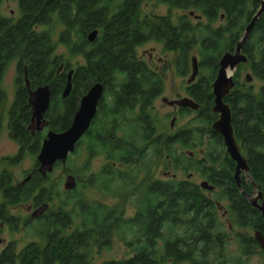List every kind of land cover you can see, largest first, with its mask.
Listing matches in <instances>:
<instances>
[{
    "label": "trees",
    "instance_id": "16d2710c",
    "mask_svg": "<svg viewBox=\"0 0 264 264\" xmlns=\"http://www.w3.org/2000/svg\"><path fill=\"white\" fill-rule=\"evenodd\" d=\"M144 1L150 0H19V19L0 16V135L5 120L9 139L19 146L15 156L0 159V222L5 220L7 207L28 200L36 207H47L35 219L43 243H29L18 252L14 244H8L0 252V264H248L253 255L264 260V249L246 232H258L264 238V216L237 188L235 164L226 155L221 136L211 128L217 120L212 113L211 86L219 61L224 54L234 53L261 0H160L169 9L188 11L205 20L195 25L187 20L188 15L176 21L169 15L144 19ZM57 27L62 31L54 40ZM92 31L97 36L89 43L87 35ZM150 41L176 54L174 70L180 77L191 72V59L197 60L198 76L186 88L187 96L199 106L194 126L171 135L157 134L150 112L163 93V78L135 55L139 46ZM58 44L83 60L72 73V89L64 99L61 94L71 68L67 64L56 75ZM241 53L252 75L264 83V14ZM11 62L16 63V92L4 116L1 109L6 95L1 82ZM24 78L32 90L49 86L45 118L48 129L56 133L69 128L80 99L92 85L103 87L96 116L64 167L75 179L72 190L54 195L44 186L51 173L41 177L37 163L26 183H13L7 168L18 166L27 155L37 156L44 139L43 134L31 136L27 130L30 108ZM235 87L223 103L230 109L233 136L249 169L241 174V188L249 196L261 193L264 199V86L257 95ZM201 137L213 145L200 159L176 151L177 147L192 149ZM81 147L86 159L75 172L70 158ZM96 156H103L108 164L88 174L90 160ZM161 160L167 173L152 178V168ZM58 166L59 162L54 168ZM170 167L187 174L185 179L168 175ZM190 172L198 173L213 190L191 182ZM91 192L116 197L120 203L93 202L88 199ZM123 202L131 203V217L125 216ZM222 202L230 225L240 230L233 236L234 255H227L232 230L219 219ZM8 222L14 229L12 219ZM114 238L123 243L125 256L101 259ZM93 248L99 260H92Z\"/></svg>",
    "mask_w": 264,
    "mask_h": 264
},
{
    "label": "rangeland",
    "instance_id": "374dc122",
    "mask_svg": "<svg viewBox=\"0 0 264 264\" xmlns=\"http://www.w3.org/2000/svg\"><path fill=\"white\" fill-rule=\"evenodd\" d=\"M0 9L2 14L6 17H14L17 18L19 16L18 5L16 0H1ZM12 13V14H11ZM141 15L142 18H147L148 20H153L156 16H167L169 15L173 21H176L179 17L183 15H188L187 20L191 23V25H195L198 22L204 23L205 20L203 18L198 17V15L189 14L187 11L177 10V9H169L167 6L162 4L160 0H150L144 1L141 4ZM218 23L216 24V26ZM44 30L43 28H37V31L40 32ZM62 31V27H57L55 29V37L54 40L57 39V34ZM54 55L59 58L57 62L58 66L64 65L71 69H75L77 65L83 64V60L80 57H72L70 55L69 49L62 44H58L56 46V50ZM135 55L137 59L144 61L151 70H155L159 72L163 78L164 88L163 93L153 102L151 108V117L154 118L156 123V131L157 134L161 135H171L177 132L179 129L184 127H193V121L196 118L195 111H192L188 108L187 112H181L178 107H171L163 101L166 99L167 101H175L183 98H187L186 88L187 81L191 75V72L186 77H180L176 74L174 70V60L176 58V54L172 52H167L164 50L163 45L159 42L150 41L144 43L139 46L135 50ZM235 73V75H234ZM233 73V80L235 84H237V88L240 89L243 93H251L252 95H257L260 89L264 86V83L260 80L256 79L250 70V67L245 64L238 68L237 72ZM246 76H250V81L246 82ZM16 78V63L11 62L4 73L1 82V88L5 92L6 101L2 105L1 112L5 116V113L10 108L14 100V83ZM236 89V87H235ZM189 98V97H188ZM172 122V127L170 126ZM194 147L192 149L186 148L182 149L177 147L176 151L178 153H183L184 155L190 154L194 159L198 160L204 155L206 150L210 148L212 141H210L207 137L198 138L194 143ZM18 145L9 139L7 130H6V121L3 122V129L0 135V159L5 157H12L17 153ZM86 159L85 153L82 151V147L79 152L76 153L75 156L70 158V168L77 172L82 166V163ZM35 159L30 155L24 157L21 160L20 164L16 167L7 168L15 182L22 181L24 175L32 171L34 167ZM108 164L105 161L103 156H96L90 160L89 172L88 174H96L104 165ZM65 167V166H64ZM62 167V165L54 168L51 172L49 180L45 187H49L53 194L60 193L64 191L63 185L65 182V177L67 173ZM121 170L126 171V168L123 167ZM164 173H167V170H164L163 160L159 161L154 171L152 168L151 177L160 179L163 177ZM175 174L179 179H185L187 174H183L182 171H175L170 167L168 170V175ZM189 180L196 185H200L204 181L202 177L198 173L190 172ZM244 176V175H242ZM241 176V177H242ZM215 189L214 191H216ZM256 193L254 192L252 197H256ZM88 199L93 202H101L107 205L112 206L113 204L120 203L119 199L116 197H100L98 194L91 192L88 194ZM49 209L51 207L50 204ZM123 208L125 211L126 217H131L134 214V209L131 203L123 202ZM28 206H32L36 208L33 204L32 200H28L19 205L13 207L6 208V217L12 219L14 223V229H10L8 227H2L0 229V240L3 241L0 243V252L2 249L8 244H14L16 251H20L29 243H40L42 244L38 238V230L39 224L37 220L30 219V215L32 212L27 210ZM221 208L219 210V219L224 227H229L232 230V234L230 237V243L227 248V255L236 254L237 245L234 242V234L240 232L237 228H234L230 225L228 218L224 215V207L225 203L222 202ZM33 208V209H34ZM248 234L254 236V233L251 230H246ZM113 246L109 251L103 252L101 259H120L125 256L127 252L123 243L118 240V238H114ZM92 260H99V258L95 255V248L92 249ZM248 264H264V260L260 255H253L248 258Z\"/></svg>",
    "mask_w": 264,
    "mask_h": 264
},
{
    "label": "water",
    "instance_id": "95a60500",
    "mask_svg": "<svg viewBox=\"0 0 264 264\" xmlns=\"http://www.w3.org/2000/svg\"><path fill=\"white\" fill-rule=\"evenodd\" d=\"M264 14V0H261L260 8L251 19L249 25L246 27L244 35L240 42L235 47L234 53H226L222 56L218 64V72L216 78L211 86V93L213 96L212 113L217 115V120L212 125V130L217 132L225 147L226 155L235 164V172L233 179L237 188L241 191L244 198L248 199L249 205L256 209L261 216H264V199L261 193L256 197L245 194L241 188V174H247L249 169L245 158L240 153L233 130L230 124L231 113L229 107L223 103L230 91L235 87L233 81V73L238 65H245L247 58L241 53L243 45L246 43L249 33L255 23ZM97 36V31H92L87 35V41L92 43ZM73 71L67 73L66 85L62 91L61 98H66L71 92V77ZM198 76L197 60L193 57L191 59V75L187 81V85L194 82ZM250 81V76H246V82ZM26 86L28 83L26 81ZM103 96V87L99 83L92 85L86 94L80 99L78 109L75 112L72 122L67 130L61 133L49 131L46 133L42 141L39 153L36 156V163L38 165V172L41 177H45L53 171L54 165L59 162L65 166L68 157L75 151L77 144L88 131L92 121L97 113V106ZM168 106L178 107L180 109L188 108L192 111L198 110L199 106L190 98H183L175 101H167L163 99ZM28 105L31 108L30 131L40 132L45 126L44 116L48 111L50 105V90L47 85L40 86L34 91L29 92ZM172 127V122L170 124ZM29 176L24 180L27 182ZM75 187V179L67 175L63 189L65 191L72 190ZM199 187L203 190L211 192L213 187L206 181L200 183ZM47 207L43 205L38 211L32 214L31 218H35L41 213H44ZM254 239L260 249H264V238L260 233H254Z\"/></svg>",
    "mask_w": 264,
    "mask_h": 264
},
{
    "label": "flooded vegetation",
    "instance_id": "af4514ba",
    "mask_svg": "<svg viewBox=\"0 0 264 264\" xmlns=\"http://www.w3.org/2000/svg\"><path fill=\"white\" fill-rule=\"evenodd\" d=\"M17 1V5H18V12H19V16L17 17V18H14V17H6V16H4L3 14H2V11H1V9H0V16L1 17H3V18H8V19H10V20H12V21H16L17 19H19L20 18V16H21V10H20V7H19V0H16ZM0 5H1V2H0ZM12 14V13H11ZM65 71V67H64V65H60L59 66V69H58V71H57V73H56V75H59V74H62L63 72ZM69 71H74V69H71V70H69ZM69 71H67V72H69ZM67 72H66V74H67ZM26 81H27V79L26 78H24V82H25V88H26V90H27V93H28V99H29V92L30 91H34V90H32V89H30V87H29V82L27 81V83H28V87L26 86ZM48 86V85H47ZM14 87H15V83H14ZM49 87V86H48ZM37 89V88H36ZM71 89H72V84H71ZM49 90H50V88H49ZM15 92H16V88L14 89V96H15ZM50 96H51V92H50ZM29 108H30V106H29ZM47 113V112H46ZM46 115V114H45ZM30 119H31V108H30ZM44 121L46 122V126L40 131V132H37V131H35L34 133H32V131H30V129H29V127H30V120H29V123H28V126H27V130L29 131V133H30V135L31 136H34L36 133H41V134H43L44 135V138H45V135H46V133L47 132H49V131H51V130H49L48 129V121H47V119L45 118V116H44ZM15 143V142H14ZM42 144V143H41ZM150 145H153V138H152V142L150 143ZM18 149H19V146H18ZM17 152H18V150H17ZM17 154V153H16ZM15 154V155H16ZM14 155V156H15ZM34 159H35V162H34V164L36 163V156L34 157ZM68 160V159H67ZM60 164V163H59ZM61 165V164H60ZM55 166V165H54ZM62 167H64V166H62ZM54 169V168H53ZM37 170V169H36ZM37 172H38V170H37ZM31 173L32 172H29V173H26V175H24V177H23V179H22V181H20V182H15L14 180H13V183L15 184V185H23L24 183H26V182H24V180L29 176V178H30V175H31ZM39 173V172H38ZM68 175V174H67ZM66 175V176H67ZM13 178V177H12ZM66 178V177H65ZM204 182V181H203ZM21 204V203H20ZM19 205V204H18ZM34 207H32V206H28V208H27V210L29 211V212H32V214L34 213V212H36V211H38V209L40 208V207H36V208H34ZM32 214L30 215V219H32V220H35V219H38V218H40L44 213H41L40 215H38L37 217H35V218H31L32 217ZM224 215H225V212H224ZM8 219H11V217L10 218H8V217H6L5 216V220L4 221H2V222H0V229L2 228V227H8V228H10V226H9V222H8ZM11 229V228H10ZM12 230V229H11ZM3 241H1L0 240V243H2ZM7 246V245H6ZM5 246V247H6ZM4 247V248H5ZM3 248V249H4ZM2 249V250H3Z\"/></svg>",
    "mask_w": 264,
    "mask_h": 264
}]
</instances>
